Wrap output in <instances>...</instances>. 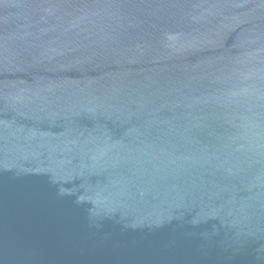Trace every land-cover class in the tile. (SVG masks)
<instances>
[{
    "label": "water",
    "instance_id": "95a60500",
    "mask_svg": "<svg viewBox=\"0 0 264 264\" xmlns=\"http://www.w3.org/2000/svg\"><path fill=\"white\" fill-rule=\"evenodd\" d=\"M0 264H264V0H0Z\"/></svg>",
    "mask_w": 264,
    "mask_h": 264
}]
</instances>
